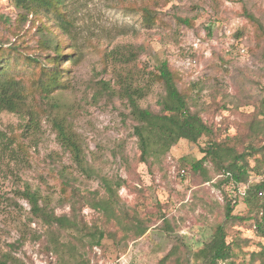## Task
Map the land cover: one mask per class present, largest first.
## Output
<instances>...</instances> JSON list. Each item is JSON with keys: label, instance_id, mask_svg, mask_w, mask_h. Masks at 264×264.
I'll return each mask as SVG.
<instances>
[{"label": "rangeland", "instance_id": "rangeland-1", "mask_svg": "<svg viewBox=\"0 0 264 264\" xmlns=\"http://www.w3.org/2000/svg\"><path fill=\"white\" fill-rule=\"evenodd\" d=\"M140 1L68 0L70 24L60 37L78 58L68 74L69 88L43 98L28 91L24 77L25 94L16 111L0 110V254L8 243L20 240L16 254L27 264L55 262L45 248L46 226L32 213L23 192L35 191L42 206L68 214L71 201L61 193L57 174L62 169L84 195L93 190L105 195L102 178L124 179L126 186L117 192L118 208L136 211L148 225L136 239L118 234L116 240L105 237L100 245L85 247L89 264H157L166 255L178 264H203L196 252L210 235L214 216L219 217L221 195L180 160L200 159L206 138L196 143L180 139L162 163L147 167L138 160L134 122L124 104L93 94L101 81L119 75L143 81L159 60L167 59L183 81L196 82L204 119L220 129V136L235 135L264 96V40L258 39L248 17L264 27V0H160L156 10L162 21L151 28L132 10ZM22 11L12 0H0V37L34 44L38 17L55 24L44 12ZM175 16L190 19L191 25L175 21ZM13 72L27 74L22 67ZM160 91L158 83L152 84L141 106L157 110ZM54 118H63L78 137L86 172L57 140ZM250 179L257 180L253 175ZM246 212L240 198L233 213ZM81 214L87 223L100 220L98 211L88 206ZM253 223L244 220L232 227L228 240L243 241L229 261L219 264H264L252 254L264 244Z\"/></svg>", "mask_w": 264, "mask_h": 264}, {"label": "trees", "instance_id": "trees-1", "mask_svg": "<svg viewBox=\"0 0 264 264\" xmlns=\"http://www.w3.org/2000/svg\"><path fill=\"white\" fill-rule=\"evenodd\" d=\"M12 1L24 10L22 12H33L35 15L44 12L45 16L49 15L55 21V24L43 23L38 17L40 22L36 28L39 36L34 38V44H26L24 40L11 43L0 37V110L15 112L25 94L22 85L24 77L29 92L47 98L55 91L69 88L68 74L78 58L72 46L65 49L67 43L60 37L61 33L66 34V24H70L65 11L68 0ZM159 2L142 0L133 5L132 10L141 14L145 27L151 28L162 21L156 10ZM248 17L256 27L258 39L264 40L262 24L256 18ZM174 18L186 26L191 25L190 19ZM12 33L15 36L18 34L16 31ZM16 66L22 67L27 74H14ZM154 83L161 88L156 100L157 110L140 104ZM195 85L196 82L183 81L181 73L167 59H163L157 62L147 79L141 81L132 74L119 75L114 81H101L93 96L117 98L124 104L134 122L132 133L139 150L138 160L147 167L162 163L171 146L180 139L196 143L200 138H206L200 147L203 154L200 159L189 161L188 158H181L180 161L183 166L188 165L190 173L200 174L203 182H210L220 191L222 201L219 210L216 208L219 217L214 216L210 235L196 252V256L204 260L203 264H219L229 261L243 241L228 240L235 224L254 220L256 234L264 238V179L259 178L264 172V96L258 98L255 111L242 130L235 135L220 136V129L208 123L202 115ZM261 90L264 91V87ZM53 124L60 145L70 152L77 167L86 172L85 159L75 132L68 129L63 118H54ZM181 173H185V168H181ZM57 174L61 193L71 201L68 214H55L53 209L42 206L35 191L27 189L23 192L32 213L46 226L45 248L56 258L49 264H89L82 252L85 247L98 246L105 237L116 240L118 234H127V238L136 239L146 232L148 225L137 216L136 211L118 208L117 192L121 186H126L124 179L102 178L101 187L105 195H100L98 190L84 195L73 186L72 178L66 172L61 169ZM251 175L257 180L252 181ZM240 198L247 208L246 215L233 213ZM84 206L98 211L100 220L87 223L81 214ZM162 218L165 220V216ZM21 244L20 240L8 243V250L0 254V264H27L16 254ZM252 254L264 262V244H260V250ZM170 263L178 264L166 255L157 264Z\"/></svg>", "mask_w": 264, "mask_h": 264}, {"label": "built area", "instance_id": "built-area-1", "mask_svg": "<svg viewBox=\"0 0 264 264\" xmlns=\"http://www.w3.org/2000/svg\"><path fill=\"white\" fill-rule=\"evenodd\" d=\"M261 179H264V172L260 176Z\"/></svg>", "mask_w": 264, "mask_h": 264}]
</instances>
